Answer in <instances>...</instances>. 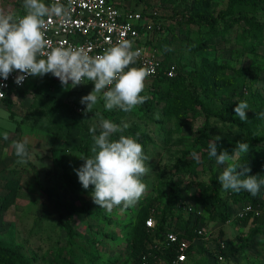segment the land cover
<instances>
[{"label": "rangeland", "instance_id": "1", "mask_svg": "<svg viewBox=\"0 0 264 264\" xmlns=\"http://www.w3.org/2000/svg\"><path fill=\"white\" fill-rule=\"evenodd\" d=\"M113 1L153 21L155 50L163 61L177 64L185 79L192 80L197 71L215 66L235 83L211 96L202 86H192L194 99L180 123H176L163 117L156 106L159 87L155 79L147 78L142 93L151 98L130 113L106 112L102 102L93 112L86 113V105L80 101L93 90L91 82L73 88L62 86L51 73L31 77L9 103L0 101V138L7 132L6 142L27 140L32 155L24 165L16 163L13 148L0 157V247L19 249L27 264H130L129 233L138 212L151 206L157 218L165 214L166 220L178 216L185 221L195 216L197 224L208 229L209 240L191 246V264H264V197L257 206L259 214L249 216L246 222L233 216L225 222L213 220L194 202L197 182L208 183L214 178L219 184L217 177L223 171L214 158L209 159L208 146L194 145L202 128L207 126L210 130L209 142L221 137L231 148L228 152L238 141L250 145L248 154L254 149L235 126L220 119V114L227 104L233 102L236 107L241 101L249 105L247 117L254 111L264 113V42L254 51L245 50L241 33L246 27L233 25L227 30L225 41L200 43L196 47L194 40L201 36L202 27L187 23L184 16L194 7L217 16L229 0ZM0 9L22 14L17 0H0ZM255 16L264 24V7ZM262 32L264 36V28ZM164 40H170L166 50ZM96 112L117 124L128 123L129 128L150 138L144 152L151 171L142 178L147 189L139 202L123 213L117 209L108 214L99 208L91 197L93 186L85 190L75 171L84 163L80 158L91 155L93 141L89 129L98 125L100 116ZM233 116L239 119L235 112ZM259 135L264 138V118ZM193 152L199 155V163L192 158ZM260 156H264V146ZM188 164L196 176H186L171 199L168 184L177 180L178 170ZM35 178L41 187L36 185ZM219 193L224 195L221 186ZM55 202L64 217L69 206H84L91 212L73 213L70 222L75 235L71 240L58 220ZM189 206L194 208V215L188 213ZM218 240L229 248L222 260L215 254Z\"/></svg>", "mask_w": 264, "mask_h": 264}, {"label": "clouds", "instance_id": "2", "mask_svg": "<svg viewBox=\"0 0 264 264\" xmlns=\"http://www.w3.org/2000/svg\"><path fill=\"white\" fill-rule=\"evenodd\" d=\"M71 4L72 0L67 4L61 0H52L50 4L45 0H23L22 15L0 9V77L6 81L11 73L18 72L20 75L14 81L18 86L27 77H43L49 73L65 87L74 88L91 82L93 90L80 101L86 105V113L93 112L101 102L106 112H132L151 98L142 95L150 71L131 67L142 55L141 50L134 49L133 41L122 39L102 54L93 56L84 48L53 47L46 39L48 19L67 20ZM3 95L0 92V96ZM248 109L246 101L237 103L234 108L241 122L248 120ZM95 114L100 116L99 112ZM258 118H264V113H260ZM128 128V123L117 124L100 116L98 125L89 129L93 141L91 155L80 158L84 163L75 170L85 190L93 186V202L108 214L117 209L123 213L134 207L147 189L142 178L151 171L147 163L149 158L136 138L123 135ZM118 133V138L113 139ZM3 139H9L7 132L3 133ZM220 139L217 136L209 142L208 157L214 158L216 165L223 166L217 177L222 190L233 193L246 191L256 197L264 187V178L250 175L247 161H241V157L249 153L250 145L238 141L231 153L227 150L218 152L217 141ZM27 145V140L12 141L17 164L24 165L32 159ZM191 156L199 163L200 157L196 152Z\"/></svg>", "mask_w": 264, "mask_h": 264}, {"label": "trees", "instance_id": "3", "mask_svg": "<svg viewBox=\"0 0 264 264\" xmlns=\"http://www.w3.org/2000/svg\"><path fill=\"white\" fill-rule=\"evenodd\" d=\"M260 7H264V0H229L226 8L220 11L217 16H213V14H210L202 8L194 7L184 18L187 23L202 27L201 36L194 40L196 47L199 46L200 43L217 44L220 41H225L227 30L230 27L233 25H243L246 28L243 29L241 33V35H243L241 41L242 47L247 51H254L264 42L262 32L264 24L257 21L255 16L256 11ZM248 14L251 15L249 16ZM153 31L156 32V29ZM149 44L153 47L156 46V43L152 41H150ZM169 46L170 40H164L165 50L168 49ZM167 63L169 62L163 61L164 66ZM175 65L177 67V74L174 78L168 79L164 76L155 78L159 87V90H156L157 96L155 99L156 106L160 109V113L163 117L166 119H173L176 123H180L189 103L194 99L192 86H202L205 93L211 96L215 95L220 88L228 87L235 83L231 78L222 74L220 69L215 66H206L203 70L197 71L193 75L192 80H187L179 72L177 64ZM3 102L9 103L10 97L7 96ZM161 103H163V105L160 106ZM8 108V111L11 112V108ZM234 108L235 104L233 102L227 104L224 111L220 114V119L225 123L235 126L236 129L244 135L246 140L254 145L252 153L244 156L243 161H247L248 166L251 168L250 175H259V178H264V156H260V149L264 146V138L259 135L261 118H258L259 114L254 111L246 122H241L233 116ZM119 135V133L115 134L113 139L118 138ZM123 135L136 138L137 142L142 144L143 149H146L150 141L147 135L140 133L136 128L126 129ZM210 135V130L205 126L199 131V137L194 142V145L202 144V146H208L207 142L210 140ZM217 146L218 152L220 150H231L222 140L217 141ZM176 175L177 180H172L168 184L171 199L175 197L176 193L181 188L185 181V177L187 176L194 179L196 173L194 168L188 164L179 169ZM35 183L38 187H41L37 178H35ZM219 189L220 186L214 178L208 183L197 182V195L194 197V202L210 218L224 222L233 216V207L246 203L258 206L261 204L264 197V187L261 188L260 193L256 197H253L246 191H241L239 193L224 191V195L222 196L219 193ZM55 206L59 216L58 220L69 240H71L75 235L70 222L73 213L75 211H81L87 214L91 212L84 206H69L65 208L67 215L64 217L60 211V205L55 202ZM151 215L154 216L156 221L154 236L150 235L151 232L145 226V220ZM166 218L165 214L157 218V214L151 206H146L138 212L127 242L130 264H141L143 256H146L149 260H170L175 253L174 248H159L155 239H160L164 230L171 227L173 223L175 231L181 234L182 237L188 239L192 238L193 230L190 217L185 221L180 220L178 216H175L173 220H166ZM248 218L249 216L242 220L246 222ZM197 222L198 221H196V224ZM219 235L221 236V234ZM224 244L225 247L222 251L223 257L229 249L228 244L225 242ZM217 246H219L218 242ZM0 264H27V261L19 249L0 247Z\"/></svg>", "mask_w": 264, "mask_h": 264}, {"label": "built area", "instance_id": "4", "mask_svg": "<svg viewBox=\"0 0 264 264\" xmlns=\"http://www.w3.org/2000/svg\"><path fill=\"white\" fill-rule=\"evenodd\" d=\"M50 4L52 0H45ZM68 0H61V3L67 4ZM49 27L46 31V39L50 45L72 46L84 48L90 55H99L103 51L122 39L133 41L134 49L142 51V55L131 67H143L150 71L148 78L164 76L172 79L177 74L175 63L169 62L163 65V60L153 46L149 44L152 41V33L155 24L150 18H144L140 12L130 9L126 6H120L112 0H72L71 12L67 20L61 22L53 17L48 19ZM18 72L10 74L5 81L0 77V96L3 101L7 96L12 97L21 91L31 79L27 77L21 86L14 81ZM189 214L194 215V208H187ZM259 210L257 206L243 204L235 206L232 209V215L235 219H244L248 216H257ZM190 217V216H189ZM191 218V227L193 230L192 238L182 237L174 228V223L162 233L160 239H155L159 248H174V255L168 261L149 260L146 256L142 257L141 264H189V252L194 242H205L209 240L208 229L201 224H196L195 216ZM146 228L155 234L156 221L154 216H149L145 220ZM155 238V237H154ZM217 255L222 260V251L225 244L218 240Z\"/></svg>", "mask_w": 264, "mask_h": 264}, {"label": "crops", "instance_id": "5", "mask_svg": "<svg viewBox=\"0 0 264 264\" xmlns=\"http://www.w3.org/2000/svg\"><path fill=\"white\" fill-rule=\"evenodd\" d=\"M18 2H19V4H20V6L22 7V3H23V0H17ZM113 1V0H112ZM45 3H46V1H45ZM22 14H23V8H22ZM21 14V15H22ZM11 98H13V96L12 97H10V99ZM11 142H6L4 139H2V138H0V157H2V156H4L5 155V153H8V151H9V148L11 149L12 147H11ZM191 252V251H190ZM190 252H189V254H190ZM189 258H190V256H189ZM189 264H191L190 263V260H189Z\"/></svg>", "mask_w": 264, "mask_h": 264}]
</instances>
